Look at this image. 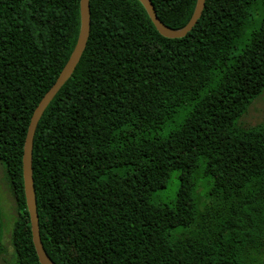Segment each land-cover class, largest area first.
<instances>
[{
  "label": "trees",
  "instance_id": "16d2710c",
  "mask_svg": "<svg viewBox=\"0 0 264 264\" xmlns=\"http://www.w3.org/2000/svg\"><path fill=\"white\" fill-rule=\"evenodd\" d=\"M256 1L205 0L185 35L165 37L138 0H89L85 48L33 136L40 240L56 264H264V123H238L264 90ZM79 2L0 0V163L16 211L12 264H40L23 144L75 45ZM151 2L178 29L196 0ZM173 173V200H156Z\"/></svg>",
  "mask_w": 264,
  "mask_h": 264
},
{
  "label": "water",
  "instance_id": "95a60500",
  "mask_svg": "<svg viewBox=\"0 0 264 264\" xmlns=\"http://www.w3.org/2000/svg\"><path fill=\"white\" fill-rule=\"evenodd\" d=\"M146 10L150 20L155 26L156 30L165 37H181L185 35L195 24L197 18L200 16L205 0H196L193 12L187 21V23L178 29H172L166 26L156 15L155 9L151 0H138ZM79 30L76 38L75 45L56 77L53 84L43 94L37 105L35 106L30 121L27 127L26 136L23 144L22 152V179H23V190L26 203V209L29 217L30 231L32 237V243L40 264H56L43 249L39 226H38V215L35 200V192L32 177V144L33 136L36 129L37 122L42 115L45 107L52 99L58 89L64 84V82L72 74L79 58L85 48L86 41L88 39L90 30V11H89V0H80L79 2Z\"/></svg>",
  "mask_w": 264,
  "mask_h": 264
},
{
  "label": "rangeland",
  "instance_id": "374dc122",
  "mask_svg": "<svg viewBox=\"0 0 264 264\" xmlns=\"http://www.w3.org/2000/svg\"><path fill=\"white\" fill-rule=\"evenodd\" d=\"M264 8V0H257L253 5V22L251 26H256ZM251 30L248 28L247 31ZM238 123L242 126H253L259 123H264V90L256 97L248 109L239 118ZM162 134V133H161ZM178 186L176 173L171 174L168 184L165 189L159 190L156 193L155 199L162 202H170L174 198L175 191ZM205 188L198 190L201 196H204ZM204 198L201 197V201ZM0 219H1V244L3 251L0 254V264H12L13 262V247L11 244V235L16 219V211L13 196L11 193L9 179L6 171L0 163ZM264 261V260H263Z\"/></svg>",
  "mask_w": 264,
  "mask_h": 264
}]
</instances>
